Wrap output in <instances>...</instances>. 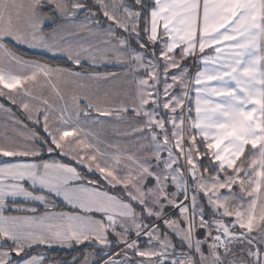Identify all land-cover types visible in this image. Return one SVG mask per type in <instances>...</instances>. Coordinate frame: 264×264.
I'll list each match as a JSON object with an SVG mask.
<instances>
[{
    "label": "snow or ice",
    "instance_id": "snow-or-ice-1",
    "mask_svg": "<svg viewBox=\"0 0 264 264\" xmlns=\"http://www.w3.org/2000/svg\"><path fill=\"white\" fill-rule=\"evenodd\" d=\"M0 97V264H264V0H0Z\"/></svg>",
    "mask_w": 264,
    "mask_h": 264
},
{
    "label": "crops",
    "instance_id": "crops-1",
    "mask_svg": "<svg viewBox=\"0 0 264 264\" xmlns=\"http://www.w3.org/2000/svg\"><path fill=\"white\" fill-rule=\"evenodd\" d=\"M103 26L107 27L106 24H104ZM44 55L50 56L49 54H44ZM103 68L104 69H115L113 72L117 73V78H115L117 80V83L114 84V87H117V88L121 87L122 86V80H123V78L125 76L126 70L122 66L115 65V64H109L107 66L101 67V69H103ZM134 74L135 75H143L142 72L141 73H134ZM101 84L103 85V84H105V82H101ZM60 87H61L62 91L65 92V95L68 98H70L73 90L78 91V92H83L84 91V90H81V89H73L72 86L65 87V85H63V84H61ZM5 91H7V90L5 89ZM102 91H103V89H102ZM0 98H2L3 100H5L6 102L9 103V101L7 99H5L4 97H0ZM115 99L118 101L119 99H123V96L121 95L120 97L115 98ZM12 106L17 108V106H15V105H12ZM5 108H9V107L5 106ZM11 110H12V114L15 117L19 118L18 115L13 111L12 108H11ZM19 111L22 114L21 110H19ZM102 119L110 120L114 124L119 123L118 121H116L115 117H103ZM20 120H22V119H20ZM22 121H23V125H27V127L25 128L22 125H15L16 131H13L12 130V128H13L12 120L8 119V117L3 112H0V141L3 140V135L5 133H7V135H9V136H11V137H13L14 139H17V140H23V137L20 135V133L27 134L30 130H37V131H40L41 134H43L42 128L40 126H35V128H34L32 122L28 121L27 119H25V117H24V120H22ZM5 125H7L8 127L5 128ZM125 126L126 125L122 124L121 125V129L123 130V128ZM105 131H106V134H107V138L109 140H130L131 139V137H124V136H116V135H114L111 127L106 128ZM135 135L138 136L139 134H135ZM8 159H13V158H0V163H2L4 160H8ZM21 159H24V158H21ZM57 201H59L61 203L60 200H57ZM12 214H15V213H12ZM80 246H83V245H80ZM59 250H70V249H59Z\"/></svg>",
    "mask_w": 264,
    "mask_h": 264
},
{
    "label": "trees",
    "instance_id": "trees-1",
    "mask_svg": "<svg viewBox=\"0 0 264 264\" xmlns=\"http://www.w3.org/2000/svg\"><path fill=\"white\" fill-rule=\"evenodd\" d=\"M37 59H44V60H49V62L51 63H60V64H63V60H59V61H52L50 59V56H46V55H43V56H37L36 57ZM101 71H111L113 72L115 69H100ZM0 104H3L9 108H12L13 111L18 115V117L22 120H24V117L22 116V114L20 113V111L12 106L10 103L6 102L5 100H3L2 98H0ZM60 159H64V158H60ZM58 204H61L59 201H57ZM64 210H70L68 208H64ZM81 249L84 248V246H79ZM55 253H57L59 256H63L64 258L66 259H70L71 258V255H74V254H78L76 252H74L73 250H59V249H55L54 250Z\"/></svg>",
    "mask_w": 264,
    "mask_h": 264
},
{
    "label": "rangeland",
    "instance_id": "rangeland-1",
    "mask_svg": "<svg viewBox=\"0 0 264 264\" xmlns=\"http://www.w3.org/2000/svg\"><path fill=\"white\" fill-rule=\"evenodd\" d=\"M193 96H194V93H193ZM193 104H194V100H193ZM195 115V113H193V116Z\"/></svg>",
    "mask_w": 264,
    "mask_h": 264
}]
</instances>
